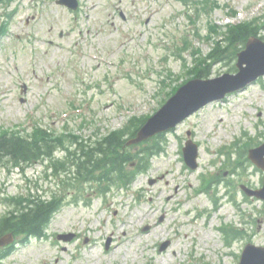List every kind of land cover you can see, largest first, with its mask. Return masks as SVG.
<instances>
[{"label":"rangeland","instance_id":"obj_1","mask_svg":"<svg viewBox=\"0 0 264 264\" xmlns=\"http://www.w3.org/2000/svg\"><path fill=\"white\" fill-rule=\"evenodd\" d=\"M2 1L0 126L30 130L39 123L83 143L132 117L154 114L172 88L194 78L191 65L213 44L204 37L210 20L254 19L260 25L255 37L264 42V0H215L208 10L204 0H78L76 10L57 0ZM231 9L237 12L229 16ZM186 40L200 48L195 60L182 53ZM231 50L205 68L207 78L236 71ZM260 55L263 47L251 58ZM161 134L130 149L154 144L161 151L127 186L72 179L60 184L45 176L49 160L15 166L0 159V216L18 196L54 195L60 204L45 235L23 241L17 234L0 264H237L247 242L264 245V200L240 187L262 185L264 170L247 151L264 142V75ZM188 139L198 147L192 170L181 152ZM246 143L251 145L243 151ZM65 145L74 148L69 140ZM203 175L215 179L203 183ZM229 223L237 238L226 240L219 226ZM68 233L67 240L57 237Z\"/></svg>","mask_w":264,"mask_h":264},{"label":"trees","instance_id":"obj_2","mask_svg":"<svg viewBox=\"0 0 264 264\" xmlns=\"http://www.w3.org/2000/svg\"><path fill=\"white\" fill-rule=\"evenodd\" d=\"M256 28H260L256 21L243 20L227 25L224 30H217L214 34L218 36L222 32L223 37L216 39L210 52L194 65L191 77L207 78L209 73L205 72V68L222 61L230 53L231 47V54L228 56L236 59L247 39L259 33ZM3 34L0 27V37ZM176 88L168 95L174 93ZM145 120L146 117H132L124 127L111 130L94 142L85 140V143L79 140L80 136L70 132L55 134L39 126L31 131L17 128L0 130V159L15 166L47 159L49 162L46 168L51 169L50 175H54L61 184L70 183L69 180L72 179L74 183L102 180L126 186L138 173L145 172L149 167V159L161 150L158 145L147 144L131 153L132 146H126V140L136 135ZM161 136L162 134H158L155 137ZM65 140L73 143L74 148L70 149L71 145L66 146ZM58 149L64 150L63 158L54 156ZM10 204L13 207L0 216V235L8 232L22 234L23 241L31 236H43L52 215L60 206L54 195L44 198L42 195L33 194L14 197ZM230 235L234 236L233 233ZM10 249L11 245L0 254V258L8 256Z\"/></svg>","mask_w":264,"mask_h":264},{"label":"water","instance_id":"obj_3","mask_svg":"<svg viewBox=\"0 0 264 264\" xmlns=\"http://www.w3.org/2000/svg\"><path fill=\"white\" fill-rule=\"evenodd\" d=\"M58 2L76 8V0H58ZM259 47L264 48V42L258 38L251 37L246 42V49L238 53V61L236 66L239 71L234 75L224 73L221 77L211 80L193 79L189 80L186 85L177 89L175 95L170 97L163 107L159 109L153 116L143 124L137 132L135 138L127 141L132 142L142 141L157 132L167 131L174 127L178 122L187 118L189 114L200 109L206 103L212 100L222 99L226 94L234 93L246 87L247 84L257 80L258 76L264 74V56L260 55V59H252L251 55L256 53ZM249 54V55H248ZM201 88V89H200ZM207 88L206 90H203ZM184 160L189 167L195 168L197 156V147L191 140L187 142V146L183 148ZM264 143L257 148L250 149L249 158L253 160L259 168H264ZM264 183V180H263ZM247 195H256L264 199V184L259 190H248L244 188ZM71 235H59V237L68 239ZM13 239L8 233L6 236L0 237V246L9 244ZM108 244V241H107ZM167 243L161 246L166 247ZM242 256L238 264H264V246L247 243L242 250Z\"/></svg>","mask_w":264,"mask_h":264},{"label":"bare ground","instance_id":"obj_4","mask_svg":"<svg viewBox=\"0 0 264 264\" xmlns=\"http://www.w3.org/2000/svg\"><path fill=\"white\" fill-rule=\"evenodd\" d=\"M209 72L211 73V71H209ZM177 187H178V185H177ZM178 193H179V191H178V190H177V191H175V194H178ZM169 197H170V198H172V199H173V198H174V199H175V198H178V196H177V195H175V196H174L173 194H170V195H169ZM163 262H164V260H163Z\"/></svg>","mask_w":264,"mask_h":264}]
</instances>
